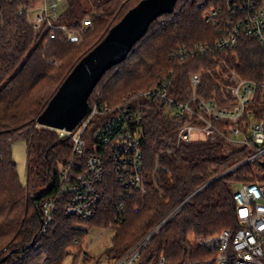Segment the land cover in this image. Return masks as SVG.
<instances>
[{
    "label": "trees",
    "instance_id": "obj_1",
    "mask_svg": "<svg viewBox=\"0 0 264 264\" xmlns=\"http://www.w3.org/2000/svg\"><path fill=\"white\" fill-rule=\"evenodd\" d=\"M37 1L0 3L1 264H68L69 257L70 264L88 262L91 257L84 248L87 224L114 231L106 264H113L148 235L140 252L143 264H160L162 257L165 264H218V252L206 248L199 238L239 227L234 189L264 175V166L239 165L249 151L227 144L224 138L178 144V131L189 116L172 115L156 99L136 96L173 75L172 95L188 99L192 95L190 75L206 68L212 72L203 76L198 94L206 100L217 96L222 103L223 86L231 83L222 73L227 71L222 60L241 76L264 81L260 43L241 36L233 50L221 51L216 57L189 55L181 60L172 56L175 48L194 47L221 35L218 27L206 21L203 0H178L173 12L157 17L126 60L105 72L89 98L91 106L97 102L114 112L131 98L140 109L147 191L128 193L108 160L98 185L97 213L81 220L65 213L69 196L62 192L61 174L74 154L72 141L54 128L39 125L37 118L76 63L141 0H65L62 21L79 32V40L70 41L61 33L48 43L47 36L36 32L28 15L20 12ZM87 17L92 18V25L81 29ZM260 97L258 93L250 106L258 118L264 114ZM107 114L97 115L88 131L93 132ZM19 138L28 141L26 183L13 158L12 146ZM57 196L54 220L41 232L43 203ZM190 234L198 238L197 244L189 240ZM229 264L236 263L231 260Z\"/></svg>",
    "mask_w": 264,
    "mask_h": 264
},
{
    "label": "built area",
    "instance_id": "obj_2",
    "mask_svg": "<svg viewBox=\"0 0 264 264\" xmlns=\"http://www.w3.org/2000/svg\"><path fill=\"white\" fill-rule=\"evenodd\" d=\"M3 0H0V3ZM207 8L206 21L218 27L221 35L214 41L197 44L194 47L175 48L172 56L185 59L189 55H211L224 50H233L241 36L252 37L264 49V0H203ZM65 0H38L33 6L23 7L20 12L28 15L36 32L47 36L46 42L61 36L70 41L79 40V32L71 30L62 21ZM92 25V18L82 21L81 29ZM227 71L225 79L231 83L223 88L222 103L216 96L206 100L198 94L202 78L211 73L203 68L190 75L192 95L188 99L173 96L172 76H168L150 89L140 91L137 98H154L172 115H188L178 131V144L192 140L224 138L227 144L246 148L249 154L239 163L264 166V114L261 118L250 107L260 93L264 100V81L245 78L221 61ZM229 92V93H228ZM92 110L75 130L56 129L62 138L72 141L73 158L61 174L62 192L69 196L65 213L88 220L97 213L100 198L98 185L102 181L105 165L112 160L118 180L128 193H145L142 163L143 126L140 109L133 106L128 98L118 112L104 105L94 103ZM109 111V112H108ZM108 113L93 132L88 129L95 117ZM238 165V166H239ZM78 168V169H77ZM236 168V167H235ZM264 175L257 180L243 182L234 189L235 213L239 227L225 228L220 232L200 237L199 242L206 248L218 252V264H264ZM61 192V193H62ZM43 203V227L48 230L54 220L58 198ZM148 235L131 251L113 264H137L142 247L149 241ZM77 264H85L79 261ZM160 264H165L162 257Z\"/></svg>",
    "mask_w": 264,
    "mask_h": 264
},
{
    "label": "water",
    "instance_id": "obj_3",
    "mask_svg": "<svg viewBox=\"0 0 264 264\" xmlns=\"http://www.w3.org/2000/svg\"><path fill=\"white\" fill-rule=\"evenodd\" d=\"M177 2L141 0L129 9L76 63L38 116L37 123L54 129H77L92 110L89 98L105 72L124 62L151 23L160 15L173 12Z\"/></svg>",
    "mask_w": 264,
    "mask_h": 264
},
{
    "label": "rangeland",
    "instance_id": "obj_4",
    "mask_svg": "<svg viewBox=\"0 0 264 264\" xmlns=\"http://www.w3.org/2000/svg\"><path fill=\"white\" fill-rule=\"evenodd\" d=\"M144 91V90H143ZM13 158L18 166V171L20 173V177L22 182H27V172H28V141L25 138H19L14 141L13 146ZM238 184L237 186H239ZM87 226L88 234L84 239V248L91 257V260L88 262H84L85 264H94L97 260L103 262L102 264H106L107 256L106 252L108 248L112 245V237L114 234L113 229L108 227H103L100 225ZM189 240L193 244L198 243V238L193 234L189 235ZM84 250V251H85ZM78 251L77 248H72V253H76ZM84 257H86L84 255ZM71 258L69 257L67 263L70 264ZM82 261V260H81Z\"/></svg>",
    "mask_w": 264,
    "mask_h": 264
}]
</instances>
